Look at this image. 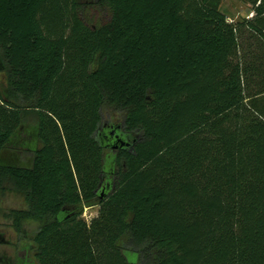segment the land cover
<instances>
[{
  "label": "trees",
  "instance_id": "obj_1",
  "mask_svg": "<svg viewBox=\"0 0 264 264\" xmlns=\"http://www.w3.org/2000/svg\"><path fill=\"white\" fill-rule=\"evenodd\" d=\"M223 1L0 0V152L39 142L0 193L36 264H264V0Z\"/></svg>",
  "mask_w": 264,
  "mask_h": 264
},
{
  "label": "rangeland",
  "instance_id": "obj_2",
  "mask_svg": "<svg viewBox=\"0 0 264 264\" xmlns=\"http://www.w3.org/2000/svg\"><path fill=\"white\" fill-rule=\"evenodd\" d=\"M222 9L229 21L252 17L254 13L247 0H224ZM98 15L96 14V16ZM0 84L3 89H6V75L3 69H0ZM34 134V126H27V137H34ZM35 148V144H30L24 139L22 142L18 141L7 155V163L29 166ZM26 207L27 203L23 194L11 191L0 193V264H36L35 245L31 237L37 231L40 223L35 220H26L22 226L23 232H18L13 226V220L7 217L10 210ZM98 213V205L85 206L82 217L90 222Z\"/></svg>",
  "mask_w": 264,
  "mask_h": 264
},
{
  "label": "water",
  "instance_id": "obj_3",
  "mask_svg": "<svg viewBox=\"0 0 264 264\" xmlns=\"http://www.w3.org/2000/svg\"><path fill=\"white\" fill-rule=\"evenodd\" d=\"M3 65L0 62V69H3ZM107 126V125H106ZM104 127L106 129V132H104L102 134V141L107 145L113 147V148H117L120 144L121 145H126L128 144L127 141H125L119 134H115V131L119 129V127L116 128V130L114 128H109V127ZM109 126H113V125H109ZM34 137H27V127H22L18 133L14 134L13 137L9 140L6 148L0 152V163L2 164H10L7 163L8 160L7 159V155L11 152V150L13 149V145L15 143L22 142L23 139L28 141L30 144L33 143L35 144V150H37L38 146H39V142H38V131L37 128L34 127ZM104 136V137H103ZM110 157V156H109ZM108 157V162H107V168L105 169L106 173H110L112 171V161L110 160V158ZM10 165H15V164H10ZM108 179H105L102 182V186L100 189V195L102 198L106 197L108 192H109V187H108V183H107ZM1 241V239H0Z\"/></svg>",
  "mask_w": 264,
  "mask_h": 264
},
{
  "label": "flooded vegetation",
  "instance_id": "obj_4",
  "mask_svg": "<svg viewBox=\"0 0 264 264\" xmlns=\"http://www.w3.org/2000/svg\"><path fill=\"white\" fill-rule=\"evenodd\" d=\"M31 239H32V237H31ZM35 250V249H34ZM34 256H35V251H34ZM12 264V263H11Z\"/></svg>",
  "mask_w": 264,
  "mask_h": 264
}]
</instances>
